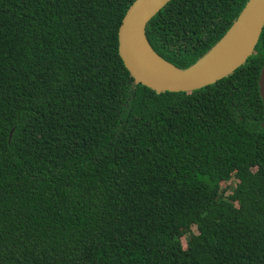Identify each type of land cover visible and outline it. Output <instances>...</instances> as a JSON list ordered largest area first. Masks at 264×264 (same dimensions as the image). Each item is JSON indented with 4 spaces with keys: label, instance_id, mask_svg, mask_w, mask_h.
<instances>
[{
    "label": "trees",
    "instance_id": "obj_1",
    "mask_svg": "<svg viewBox=\"0 0 264 264\" xmlns=\"http://www.w3.org/2000/svg\"><path fill=\"white\" fill-rule=\"evenodd\" d=\"M134 1L0 0V264H264V28L230 75L157 94L118 54ZM247 2L171 0L147 41L186 69Z\"/></svg>",
    "mask_w": 264,
    "mask_h": 264
},
{
    "label": "water",
    "instance_id": "obj_2",
    "mask_svg": "<svg viewBox=\"0 0 264 264\" xmlns=\"http://www.w3.org/2000/svg\"><path fill=\"white\" fill-rule=\"evenodd\" d=\"M171 0H135L118 29V54L134 84L157 94L199 90L233 73L253 55L264 28V0H248L224 36L190 67L180 70L160 58L146 38L149 21ZM149 49L171 71H161L148 62ZM259 95L264 103V66L259 75ZM264 126V125H263Z\"/></svg>",
    "mask_w": 264,
    "mask_h": 264
},
{
    "label": "bare ground",
    "instance_id": "obj_3",
    "mask_svg": "<svg viewBox=\"0 0 264 264\" xmlns=\"http://www.w3.org/2000/svg\"><path fill=\"white\" fill-rule=\"evenodd\" d=\"M145 54L148 62H150L154 67L158 68L159 70L164 72L172 70L166 62L156 57L149 49H146Z\"/></svg>",
    "mask_w": 264,
    "mask_h": 264
},
{
    "label": "rangeland",
    "instance_id": "obj_4",
    "mask_svg": "<svg viewBox=\"0 0 264 264\" xmlns=\"http://www.w3.org/2000/svg\"><path fill=\"white\" fill-rule=\"evenodd\" d=\"M231 187H232V189L230 190L231 192H234V190H235V188H234V185H231ZM188 230L187 229H185L184 231H183V233H186Z\"/></svg>",
    "mask_w": 264,
    "mask_h": 264
}]
</instances>
